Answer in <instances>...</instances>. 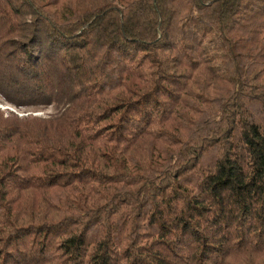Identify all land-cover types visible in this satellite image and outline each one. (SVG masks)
Instances as JSON below:
<instances>
[{
	"label": "trees",
	"instance_id": "obj_1",
	"mask_svg": "<svg viewBox=\"0 0 264 264\" xmlns=\"http://www.w3.org/2000/svg\"><path fill=\"white\" fill-rule=\"evenodd\" d=\"M0 264H264V0H0Z\"/></svg>",
	"mask_w": 264,
	"mask_h": 264
},
{
	"label": "rangeland",
	"instance_id": "obj_2",
	"mask_svg": "<svg viewBox=\"0 0 264 264\" xmlns=\"http://www.w3.org/2000/svg\"><path fill=\"white\" fill-rule=\"evenodd\" d=\"M0 109L12 112L15 115H17L19 118L32 116L36 118L47 119L48 117L56 113V110L52 106L40 108V109H32V108L16 109L1 101H0Z\"/></svg>",
	"mask_w": 264,
	"mask_h": 264
}]
</instances>
